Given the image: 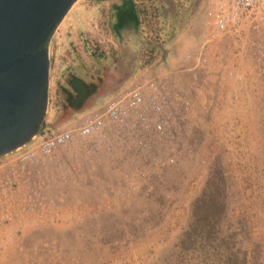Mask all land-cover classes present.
I'll list each match as a JSON object with an SVG mask.
<instances>
[{"label":"rangeland","instance_id":"374dc122","mask_svg":"<svg viewBox=\"0 0 264 264\" xmlns=\"http://www.w3.org/2000/svg\"><path fill=\"white\" fill-rule=\"evenodd\" d=\"M118 2L75 0L58 23L37 131L74 124L143 68L178 66L172 87L190 102L181 149L167 161L165 138L136 151L113 131L22 167L15 156L29 142L0 155V264H219L229 252L264 264V7L212 36L205 9L218 0H134L133 14ZM198 50L193 76L184 67ZM73 76L96 86L69 108ZM195 201L211 205L202 239L214 255L184 233Z\"/></svg>","mask_w":264,"mask_h":264},{"label":"built area","instance_id":"2783aa9c","mask_svg":"<svg viewBox=\"0 0 264 264\" xmlns=\"http://www.w3.org/2000/svg\"><path fill=\"white\" fill-rule=\"evenodd\" d=\"M218 4L217 7L207 5L205 9V22L212 36L235 28L243 13L250 8L264 7V0H218ZM189 56V63L184 68L191 70L194 76L204 57L200 50ZM170 76V71L142 72L132 84L114 93L74 124L54 130L46 127L38 130L28 145L16 154L17 162L22 167L23 161H36L58 145L76 140L85 146L88 137L105 136L113 131L118 137L128 138L136 151L145 150L149 138H165L168 141L166 160L172 161V154L181 149L182 120L190 102L172 87ZM112 141L108 139L104 146L109 153L112 152Z\"/></svg>","mask_w":264,"mask_h":264},{"label":"water","instance_id":"95a60500","mask_svg":"<svg viewBox=\"0 0 264 264\" xmlns=\"http://www.w3.org/2000/svg\"><path fill=\"white\" fill-rule=\"evenodd\" d=\"M74 1L0 0V155L28 142L40 125L48 43Z\"/></svg>","mask_w":264,"mask_h":264},{"label":"trees","instance_id":"16d2710c","mask_svg":"<svg viewBox=\"0 0 264 264\" xmlns=\"http://www.w3.org/2000/svg\"><path fill=\"white\" fill-rule=\"evenodd\" d=\"M117 9H118V11L122 10V11L129 12L132 14L134 13V6H133V2L131 0H123ZM69 84L76 91L75 95L72 97L74 99H76L77 102L81 101L84 97L89 95V93H91L93 90H95V86H96L95 82L85 83L81 80H75L73 77H71L69 79ZM80 90H81V92H80ZM70 95H72L70 91H67L65 93V97L69 101L71 100L69 98ZM208 186L213 187L215 185L209 184ZM194 204H197V205H195V209L193 212V216L195 218L194 217L191 218V220H190L191 223H189V228L185 229L184 233L189 234V237L201 236V239H202L203 236L209 235V234L205 233L203 230H204V225H205L204 221H206L207 218L209 217V212H207V210L210 209L211 205L205 204V208H204V207H202V205H200L199 201H195ZM200 224H201V226H200ZM214 236H216V235H214ZM206 240H209V237L201 240V242L203 244L200 248L206 249V250H204V252L208 251V253H209V251H211V253L214 255L217 247H210V248L204 247L203 245H205ZM218 259L221 261L219 264H235V256L233 253H230V252L227 254H224V257H222V258L218 257Z\"/></svg>","mask_w":264,"mask_h":264},{"label":"flooded vegetation","instance_id":"af4514ba","mask_svg":"<svg viewBox=\"0 0 264 264\" xmlns=\"http://www.w3.org/2000/svg\"><path fill=\"white\" fill-rule=\"evenodd\" d=\"M70 92H71V94H72V95H70V97H69L71 100L69 101V100H67L66 97H65V103H67V105H68L69 108H70V107L73 108L74 106L79 105V102H81L85 97H84L81 101H78V102H77V100L74 99V98L72 97V96L75 95L76 91L72 88V90H71ZM80 92H81V90H80ZM68 101H69V102H68Z\"/></svg>","mask_w":264,"mask_h":264},{"label":"crops","instance_id":"0c3cea01","mask_svg":"<svg viewBox=\"0 0 264 264\" xmlns=\"http://www.w3.org/2000/svg\"><path fill=\"white\" fill-rule=\"evenodd\" d=\"M103 1H107V0H103ZM115 1H117V0H109V2H113V3H114ZM122 1H123V0H119V2H118L119 4H115V8H118V6L121 4ZM131 1L134 2V0H131ZM113 6H114V5H113ZM116 10H117V9H116ZM238 25H239V24H238ZM171 68H172V69H169V71L174 70V68H178V66H177V67H174V68L171 67ZM147 71H148L147 69L143 68L142 71H141V73H142V72H147Z\"/></svg>","mask_w":264,"mask_h":264}]
</instances>
